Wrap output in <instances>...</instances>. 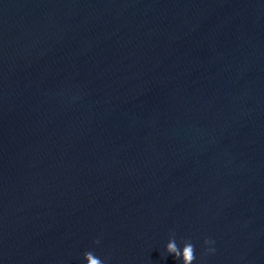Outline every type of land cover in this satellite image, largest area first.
<instances>
[{
	"label": "water",
	"instance_id": "1",
	"mask_svg": "<svg viewBox=\"0 0 264 264\" xmlns=\"http://www.w3.org/2000/svg\"><path fill=\"white\" fill-rule=\"evenodd\" d=\"M171 239L264 264V0H0V264Z\"/></svg>",
	"mask_w": 264,
	"mask_h": 264
},
{
	"label": "clouds",
	"instance_id": "2",
	"mask_svg": "<svg viewBox=\"0 0 264 264\" xmlns=\"http://www.w3.org/2000/svg\"><path fill=\"white\" fill-rule=\"evenodd\" d=\"M95 243L98 244L99 241H95ZM204 243L207 245L213 243V241L206 239ZM166 250L168 254H173L176 259L182 258V264H193V261L196 259L194 255V245L191 242H184V247L181 251L175 240L171 239L166 246ZM207 251L212 252L214 249L208 248ZM84 259L87 264H104V262L100 258L96 257L91 251L84 253Z\"/></svg>",
	"mask_w": 264,
	"mask_h": 264
}]
</instances>
